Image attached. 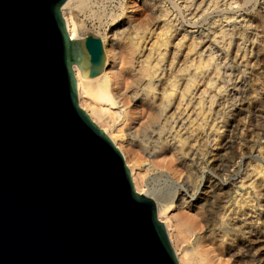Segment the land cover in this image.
I'll use <instances>...</instances> for the list:
<instances>
[{
  "label": "water",
  "instance_id": "water-1",
  "mask_svg": "<svg viewBox=\"0 0 264 264\" xmlns=\"http://www.w3.org/2000/svg\"><path fill=\"white\" fill-rule=\"evenodd\" d=\"M64 0H0V264H177L153 200L78 105L72 65L106 46L68 37Z\"/></svg>",
  "mask_w": 264,
  "mask_h": 264
},
{
  "label": "bare ground",
  "instance_id": "bare-ground-1",
  "mask_svg": "<svg viewBox=\"0 0 264 264\" xmlns=\"http://www.w3.org/2000/svg\"><path fill=\"white\" fill-rule=\"evenodd\" d=\"M250 1L229 0L220 8L219 0H184L187 9L193 5L190 18L174 0H169L170 7L165 5L167 0H141L142 9L138 11L130 0H118L116 10L111 0H64L59 6L71 39L86 35L79 38V23L69 9H101V15L111 20L102 36L106 46L104 68L89 76L83 74V67L72 65L77 103L121 151L135 191L142 192L145 181L134 150L147 158L163 156L164 169L180 179L173 193L151 198L177 264H223L216 248L200 245V236L191 251L181 247L198 229V221L194 214L178 218L179 214L171 212L190 207L200 170L218 144L222 123L235 103V93L227 97L228 86L236 93L242 87L253 47L255 64L264 75V14H250L244 24L236 21L237 12ZM199 23L205 28L190 30ZM262 109L256 102L249 111L257 117ZM258 118L253 122L255 128L260 125ZM145 165L150 166L149 161ZM256 169L262 171L259 166L247 171ZM151 190L146 188L148 195H152ZM227 193L224 190L216 195V205L210 206L206 221H214L220 211L218 202ZM223 234L229 233L226 230Z\"/></svg>",
  "mask_w": 264,
  "mask_h": 264
},
{
  "label": "rangeland",
  "instance_id": "rangeland-1",
  "mask_svg": "<svg viewBox=\"0 0 264 264\" xmlns=\"http://www.w3.org/2000/svg\"><path fill=\"white\" fill-rule=\"evenodd\" d=\"M111 1L112 4L110 5L116 8L115 5L118 4V0ZM174 1L183 10L186 18H190L189 13L193 5L187 9L184 0ZM228 1L219 0L220 8H224L226 5L222 3ZM263 2L264 0H251L244 10L237 12L236 16L238 18L236 21L244 24L248 22L250 14L253 16L264 14ZM130 3L134 5L136 11L142 9L141 0H130ZM165 5L171 6L169 0L165 2ZM232 6L233 8L237 7L235 4ZM115 8L114 10H116ZM69 11L74 20L79 23V38H83L86 32L89 31L102 40V36L109 29L108 25L111 22L109 16L106 18L101 15V9H95V12H100V14L85 10L83 12L76 8L69 9ZM175 12L173 10V14L170 16L172 20ZM101 20L107 23H102ZM179 21L180 17L174 23L177 24ZM201 25L199 23L197 27L190 30L198 31L202 27L205 28ZM260 29L259 27L258 30L261 33ZM177 37L179 38V35ZM176 40L174 39L173 42ZM254 52H256L255 47L252 48L251 64L247 67L240 90L236 93L231 85L228 86L227 93L229 94L227 97L235 93V103L227 116V121L222 123L223 127L217 140L218 144L212 148V153L207 156L208 162L204 169L200 170V181L196 192L191 196L190 207L180 212L177 209L171 212L176 213V215L179 214L178 218L194 214L196 221H198V229L189 239L191 242H182L180 246L185 247L184 249L189 252L193 249L191 247H193L198 236H200L201 240L199 239V241L202 242L200 245L204 248H216V253L220 256L219 261L223 264H264V75L257 69L254 59L257 53ZM256 102L262 105V116L254 117L252 112L249 111L251 105ZM81 108L86 112L83 107ZM256 118L260 122L257 128L253 124ZM133 152L137 155L135 156L138 160L140 159L141 173L142 171L144 173L142 178L145 181V186L144 190L139 193L147 196L146 188L149 187L150 190L152 189V195H148V197L154 200L153 196H167L175 191L180 179L178 180L176 175L164 169L163 156L157 155L154 156L155 158H147L137 150ZM232 159H234V162ZM147 161H149L150 166L145 165ZM146 166H148V169L145 168ZM256 166L262 167V171H258V169L253 172L251 170L247 171L249 168L254 169ZM224 190H227L228 193L218 202L219 213H216L214 221H206L210 206L214 207L216 205V195ZM239 203H241L240 207ZM228 205L230 206L228 207ZM223 211L226 213L225 216L221 217L220 214ZM226 230L229 233L228 235L223 234V231ZM204 244L205 246H203Z\"/></svg>",
  "mask_w": 264,
  "mask_h": 264
}]
</instances>
